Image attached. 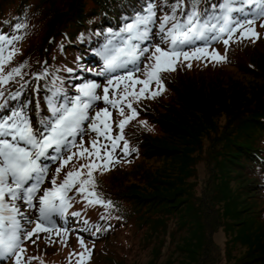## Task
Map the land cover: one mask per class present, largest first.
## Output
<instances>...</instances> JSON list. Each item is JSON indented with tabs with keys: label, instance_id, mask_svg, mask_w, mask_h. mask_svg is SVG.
Masks as SVG:
<instances>
[{
	"label": "rangeland",
	"instance_id": "rangeland-1",
	"mask_svg": "<svg viewBox=\"0 0 264 264\" xmlns=\"http://www.w3.org/2000/svg\"><path fill=\"white\" fill-rule=\"evenodd\" d=\"M261 24H264V19H257L254 25L255 31L259 33L258 39L255 37L252 40L242 38L241 31L243 30H240L235 33L228 48L221 42L211 46L208 51L212 52L213 49H216L220 54H226L229 58L227 61L230 62L231 60L232 62L234 60L233 55L235 56L238 50L236 55L241 54L242 48H238L240 47L238 44H247L248 47H251L264 41V27H261ZM37 28L38 25L35 29L31 28L24 36H20L23 39L14 42L13 47L16 49V55L11 64L17 62L19 64L25 48L39 35ZM14 36L18 35L15 34ZM154 39V43H160L158 38ZM154 43L151 41V44ZM161 46L166 47L163 44ZM258 56L256 55L255 58ZM239 57L247 61L245 55L241 54ZM189 62L192 67L203 66L202 69L213 63L219 64L218 66L226 64V62L216 63L210 58L193 59ZM148 63L149 61L141 57L140 71L136 73L140 79L146 78L144 68ZM186 63L181 62L179 66H186ZM257 63L262 69L264 68L261 60ZM11 68L13 67L11 66ZM191 68L187 67L189 70ZM231 68L232 65L229 69ZM9 70L11 69L8 64L5 66L3 74L7 75ZM172 72L161 73L164 90L155 98L161 97L162 94L164 96L166 93L164 80ZM91 79L100 83L102 87L106 84L104 76H92ZM233 79H239V81L231 83L230 78L222 80L223 83L219 86H200L199 97L195 91L196 88L193 89L196 92L194 94L187 90L188 96L192 98L189 99V102L185 100L187 104L179 111V118L175 116L165 118L169 121L167 125L168 135L165 140L158 144L160 148L164 149L163 147H165L167 149V154L164 152L151 157L147 166L160 168L155 176L156 190L163 195L168 194L173 197L172 203L176 204L174 209L162 210L155 214L151 226L127 222L116 228L115 232L102 234L99 238L89 235L88 239H85L87 237H83L79 231L70 230H59L58 233L53 231L51 234L40 232L37 234L39 239L34 235L25 246L27 251L22 254V264H102L103 259L101 261L99 259L110 249L117 257L126 260V264H238L255 248L253 241L256 242V238H259L258 248L263 251L261 247L264 245V227L251 222L256 218L251 204L258 203L257 199L254 198L253 191L244 188L245 182L242 176L231 165L232 133L231 131L228 132V122L231 118L228 114L234 112L241 104L240 102L245 103L246 99L251 100L249 95L253 93V90L264 84V75L257 72L247 73V75L242 73ZM207 82L211 81L207 80ZM2 86L4 85H0V88ZM141 87L143 85L137 84L135 89L138 91ZM157 90V86L152 84L145 96L150 97V93ZM97 91L98 94H103L102 88ZM109 96L112 98L111 91ZM129 99L131 100V97ZM149 99L151 98H141L138 102L132 100L133 107L137 108L139 115L131 122H136L134 125L139 124L141 128L158 135L160 134L158 126L149 121L147 116L143 114L147 113L145 109ZM94 107L95 111L108 107L112 112L110 119L112 121V135L115 136L118 133L116 126L124 117L119 115L118 109H111L103 101L96 102ZM228 111L230 112L228 113ZM125 113L127 116L130 111L125 108ZM141 121H146L147 125L141 124ZM131 122L125 127L127 139H129L128 133L130 134L133 130L130 126ZM97 139V134L88 128L82 142L84 148L92 152L93 155L89 156V152H84L83 157H81L79 153L82 150L79 147L65 153V160L68 156H72V160L64 166L58 177L56 176V169L60 167L61 163L56 166V163L51 162L48 165L47 178L41 184L38 195H42L45 189L53 187L51 183L53 178H56V184L59 185L65 179L68 171L81 170V165H89L93 162L101 163L94 154L95 150L91 147V141ZM76 142L79 145L81 139L76 140ZM104 143H107L104 138L99 137L97 147ZM122 145L123 142L116 149L118 156L113 154V158L118 162L110 166L111 170H104L103 168L93 170L98 188L100 183H103V186L107 183L109 173L118 167L131 169L135 162L140 159L137 149L133 158L124 155L123 152L119 154ZM100 151L103 155L105 150L101 148ZM120 157L129 158L120 160ZM89 171L88 167H84L81 170L82 177H86ZM50 177L52 178L50 179ZM98 188L96 187V191ZM98 193L103 195L99 190ZM75 195L77 198H84L83 195L76 194V192ZM261 197L257 192L260 206H264V197L263 200ZM86 201L83 199L81 205L76 208L85 215L83 226H81L82 231L91 228L87 224L88 218L95 224H99L102 218L104 221L106 220V216L97 206H88ZM20 207L21 211L29 212L24 205L21 204ZM72 212L77 213L75 207ZM35 215L37 216L36 211L31 210L30 218L35 220ZM35 227L34 223L26 225L28 230ZM78 236L83 238L84 245L87 250H90V258H88L85 247L79 243ZM81 253H85V255L81 257ZM99 255L101 256L99 257ZM7 263L15 264V258L5 260L4 264Z\"/></svg>",
	"mask_w": 264,
	"mask_h": 264
},
{
	"label": "snow or ice",
	"instance_id": "snow-or-ice-1",
	"mask_svg": "<svg viewBox=\"0 0 264 264\" xmlns=\"http://www.w3.org/2000/svg\"><path fill=\"white\" fill-rule=\"evenodd\" d=\"M237 2L254 8L255 12L250 17H235L234 12L245 10L243 7L237 9ZM202 4L203 0H142L141 8L122 18L125 22L117 31L108 29L107 42L98 53L104 57L105 69L95 73L106 78L103 87L96 81L82 82L75 86L76 94L72 96L63 87L55 88L47 99L50 116L41 121L40 126L33 124L23 107L0 114V264L13 258L15 264H22V254L27 251L23 247L26 240H31L34 235L39 239L37 234L40 232H59L53 217L63 216L72 207L73 197L68 194L73 189L76 194L83 195L90 205H105L106 202L95 191L97 185L93 170H111L110 166L118 162L113 154L121 142L124 155L135 151L124 137L125 127L139 115L132 100L138 102L141 98L160 95L164 90L161 73L175 71L181 62H187L186 66L191 68L189 61L193 59L210 58L216 63L226 62V54H220L216 49L209 52L208 49L212 42H222L228 48L237 31L243 30L241 37L245 39L259 38L254 25L257 19H264V0H220L218 4L210 3L203 8ZM158 12L162 15L158 16ZM260 26L264 27V24ZM15 27L19 29L26 25ZM154 38H158L160 43H148ZM21 39L23 37L0 34V85H6L20 76L22 67L26 66L14 67L7 75L3 74L5 66L11 64L16 55L14 42ZM142 44L144 47H141ZM141 57L149 61L144 68L145 79L136 76L140 71ZM129 65L132 67L129 68ZM121 69L127 70L124 75H112ZM67 71L71 73L73 69L68 68ZM43 78L39 74L35 77L37 80ZM137 84L143 85L138 91L135 89ZM152 84L158 90L152 91L150 97L145 96ZM101 88L102 95L97 91ZM19 95L17 92L12 99H17ZM3 96L4 91L0 90V99ZM98 101H103L113 110L118 109L119 115L124 117L116 126L118 133L115 136L112 135V112L108 107L95 111ZM6 107V104H0V113ZM125 108L130 111L127 116ZM86 122L98 139L103 137L107 142L97 147L98 139L91 141L94 154L101 163L81 165V170L84 167L90 169L86 177H82L81 170H75L68 171L59 185L53 178V187L38 195L41 184L47 178L45 160H61L62 152H71L76 147L82 150L79 153L81 157L84 152H89L82 142ZM140 123L147 125L146 121ZM77 136L81 137L79 145L75 140ZM101 148L105 150L103 155ZM91 155L93 153L89 152ZM71 160L72 156L63 160L56 169L57 177ZM21 204L29 210L28 213L21 211ZM107 206L111 207L110 201ZM31 210L37 213L35 220L30 218ZM33 223L36 227L28 230L26 225ZM78 241L90 258V250L84 245L83 238L78 236ZM80 255L83 257L85 253Z\"/></svg>",
	"mask_w": 264,
	"mask_h": 264
},
{
	"label": "trees",
	"instance_id": "trees-1",
	"mask_svg": "<svg viewBox=\"0 0 264 264\" xmlns=\"http://www.w3.org/2000/svg\"><path fill=\"white\" fill-rule=\"evenodd\" d=\"M219 2L220 0H203L201 7ZM141 6L142 0H0V34L9 37L15 34L24 36L31 28L35 29L36 25H38L39 33L37 38H34L25 48L19 64L18 62L9 64L10 69H12L11 66L13 68L26 66L22 67L20 76H16L14 80L0 88L4 91L0 104L7 105L0 114H6L10 109L23 107L30 120L36 115L43 120L47 119L50 116L47 99L53 94L55 88L63 87L64 91L71 96L70 82L73 81L75 71L69 73L67 69H74L80 65L82 58L90 57L91 49L103 48L108 38L106 30L117 31L125 22L122 18L134 14ZM241 6L245 9L243 12L233 13L237 18H239L238 13L251 15L255 12L254 8L250 9L242 4ZM157 15L160 16L162 13L158 12ZM16 25H26V27L17 29ZM238 46L242 48L240 52L246 56L247 61L239 57L240 53L236 55L238 50L235 56L233 55L234 60L226 61L224 65L218 66L219 64L213 63L207 68L204 67L205 69H202L203 66H193L191 70L186 66H179L170 76H166L164 80L166 93L164 96L162 94L161 97L149 99L146 102L147 113H143L149 121L158 126L160 134L154 135L141 128L139 124L134 125L136 122H131L130 126L133 130L130 134L128 133L129 139L124 130L125 139L128 142L131 140L130 148L137 149L140 159L131 169L118 167L109 173L108 181L104 186L103 183L99 184V188L97 186L103 195L99 194L98 190L95 189V191L106 203L92 206H97L106 216V220L102 218L99 224L93 223L92 229L87 231L88 235L99 238L102 234L115 232L116 228L127 222L151 226L155 214L175 208L176 204L172 203V196L163 195L156 190L155 176L160 168H149L148 161L161 153L167 154V149L160 148L158 144L168 135L169 121L165 118L170 116L179 118V111L192 98L188 96L187 90L193 94L196 91L199 97L200 86H219L223 83L222 80L230 78L231 83L236 82L239 79L233 78L242 73L247 75V73L257 72L264 75V68L262 69L257 63L261 60L264 66V41L251 47L247 44H238ZM256 55L259 56L255 58ZM231 65L232 68L229 69ZM212 72L214 73L211 74ZM45 73L47 75H44ZM38 74L44 78L35 79ZM263 85L253 90L252 95H249L251 100L246 99L245 103L240 102L242 105H238L234 112L228 114L231 117L228 122V132L232 133L231 165L242 176L245 182L244 188L253 191V196L258 203L251 204L256 217L251 222L262 227H264V206H260L257 192L263 200ZM194 88H196L195 91ZM17 92L20 93L19 97L12 99ZM220 105L222 107V104ZM228 136L230 137L229 133ZM134 152L127 156L133 158ZM129 157H120V160ZM109 201L111 207L107 206ZM78 202L75 200L76 204ZM79 216L82 217V214ZM71 225L74 226V224ZM257 242L259 238H256V242L253 241L255 248L249 253L250 255L241 259L238 264H264V245L261 247L262 251L258 248ZM102 259V264L127 263L123 258L117 257L111 249L99 260Z\"/></svg>",
	"mask_w": 264,
	"mask_h": 264
}]
</instances>
